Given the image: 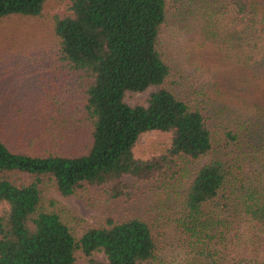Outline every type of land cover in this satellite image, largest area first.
<instances>
[{
  "label": "trees",
  "instance_id": "1",
  "mask_svg": "<svg viewBox=\"0 0 264 264\" xmlns=\"http://www.w3.org/2000/svg\"><path fill=\"white\" fill-rule=\"evenodd\" d=\"M45 1L0 0V21L37 16ZM62 1L52 72L75 85L62 100L54 91L44 102L7 104L20 122L30 116L12 127L32 128L43 148L16 150L0 135V264H74L76 253L85 264H161L157 220L107 218L75 235L45 190L69 196L91 184L130 199L127 177L164 190L187 172L168 218L182 249L172 264H264L255 246L264 242V0ZM171 25L184 31L198 73L186 89L160 49ZM147 90L144 103L124 100ZM152 130L162 141L135 156L138 136Z\"/></svg>",
  "mask_w": 264,
  "mask_h": 264
},
{
  "label": "rangeland",
  "instance_id": "2",
  "mask_svg": "<svg viewBox=\"0 0 264 264\" xmlns=\"http://www.w3.org/2000/svg\"><path fill=\"white\" fill-rule=\"evenodd\" d=\"M65 9L66 1L46 0L37 16L0 21V101L5 102L4 109L0 105V112L3 111L4 114L9 112V115L5 116L11 120H0V135L16 150L40 151L43 146L37 138H31L34 135L32 128L25 132L12 127L14 124L24 125L26 121L30 120V116L21 113L25 123L20 122L15 116L16 110L7 105L9 101L16 99V102H30L32 104L33 102H44L46 97L54 95V91L59 93L61 100L73 93L75 76L65 71L52 72L57 64L56 45L51 31L52 16L63 12ZM222 35H228V33ZM12 37L20 42V47L18 45H16L17 47L12 46ZM25 44L28 45L24 46ZM226 45L230 46L231 44L226 43ZM15 48H23L24 51H17ZM160 49L173 68V77L177 86L186 89L192 74L196 76L198 73H195V68L190 67L186 58L189 53L185 46L184 31L172 25L164 27L161 34ZM227 49L230 53L231 49L228 47ZM214 54L215 50L211 49L209 56L212 57ZM241 55L242 52L232 55L230 60H226L227 58L222 56L220 66L225 65L224 61H226L224 66V70H226L227 65L235 63L234 61L239 60ZM219 69L222 70V68ZM147 92L148 90L126 93L124 100L129 104L144 103ZM47 99L49 100V98ZM216 104H212L211 112H215ZM11 111H13L12 114H10ZM216 115L218 114H213V117ZM31 118L32 124L35 119ZM163 137L164 134L154 130L141 133L133 147L134 155H147L150 144L162 141ZM196 163L193 162L192 166ZM192 166H189L190 169ZM185 176L187 178L189 173L178 176L164 190L158 189L155 182H137L133 178L127 177V180L133 182V195L130 199L112 198L106 193L104 186L91 184H85L69 196L60 195L50 186L45 190V195L56 199L61 204V213L75 235H79L82 228L88 225L104 224L107 218L120 220L137 216L149 222L157 220L159 226L156 227V230L161 233L157 244L159 249L158 263L172 264L177 259L179 250L182 252V249L178 246L180 242L177 240V234L168 218L174 216L176 210L174 199L183 190ZM6 207L5 202H0V210ZM246 244L249 248L250 245ZM255 244L258 253L264 256V242L262 244L256 242ZM210 258L211 256L208 257V260ZM74 264H85L79 253H76Z\"/></svg>",
  "mask_w": 264,
  "mask_h": 264
}]
</instances>
